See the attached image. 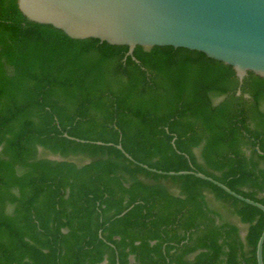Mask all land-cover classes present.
<instances>
[{"label": "trees", "instance_id": "obj_1", "mask_svg": "<svg viewBox=\"0 0 264 264\" xmlns=\"http://www.w3.org/2000/svg\"><path fill=\"white\" fill-rule=\"evenodd\" d=\"M127 52L0 0V264H258L261 210L157 172L264 206V79L238 96L201 53Z\"/></svg>", "mask_w": 264, "mask_h": 264}, {"label": "water", "instance_id": "obj_2", "mask_svg": "<svg viewBox=\"0 0 264 264\" xmlns=\"http://www.w3.org/2000/svg\"><path fill=\"white\" fill-rule=\"evenodd\" d=\"M17 5L29 22L50 26L72 40H98L126 47V58L138 64L134 57L137 47H169L198 52L232 68L240 85L249 74L264 79V0H17ZM115 147L130 162L138 164L121 145ZM50 159L62 161L59 157ZM138 165L148 170L147 166ZM157 173L194 176L264 213L262 204L202 173ZM263 246L264 230L257 244L258 264H264Z\"/></svg>", "mask_w": 264, "mask_h": 264}, {"label": "rangeland", "instance_id": "obj_3", "mask_svg": "<svg viewBox=\"0 0 264 264\" xmlns=\"http://www.w3.org/2000/svg\"><path fill=\"white\" fill-rule=\"evenodd\" d=\"M217 101H218V100H217ZM42 155H43V156H48V157H50V158H54V159L56 158V157H53V156H49L48 154H46V153H44V152H42ZM72 161L75 162V163H77L78 165L83 164V162H82L81 160H78V159H74V160H72ZM208 199H209V203H210V205H211L212 207H214V208H216V209H220V208H221V205H220L218 202H216V201L214 200V198L209 197ZM232 221H233L234 223H237V224H238V220H236L235 218H233ZM241 227H242L243 233L245 234V229H246V227H244V226H241Z\"/></svg>", "mask_w": 264, "mask_h": 264}, {"label": "flooded vegetation", "instance_id": "obj_4", "mask_svg": "<svg viewBox=\"0 0 264 264\" xmlns=\"http://www.w3.org/2000/svg\"><path fill=\"white\" fill-rule=\"evenodd\" d=\"M240 85V84H239ZM241 86H242V84L240 85V88H239V90L238 91H240L241 92V94H242V91H241ZM239 96V95H238ZM241 96V95H240ZM221 101V99H219L218 101H215V103H219ZM263 110H264V106H263V108H262ZM246 154H248V152L246 153ZM48 159H50V157L48 158ZM243 235H245L244 233H242V236ZM132 260H134L133 258H132Z\"/></svg>", "mask_w": 264, "mask_h": 264}]
</instances>
